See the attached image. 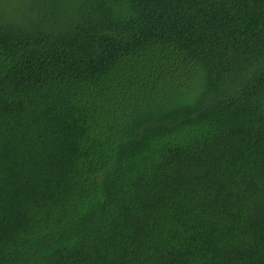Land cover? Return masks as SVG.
Instances as JSON below:
<instances>
[{"label":"trees","instance_id":"trees-1","mask_svg":"<svg viewBox=\"0 0 264 264\" xmlns=\"http://www.w3.org/2000/svg\"><path fill=\"white\" fill-rule=\"evenodd\" d=\"M0 264H264V0L0 13Z\"/></svg>","mask_w":264,"mask_h":264},{"label":"rangeland","instance_id":"rangeland-1","mask_svg":"<svg viewBox=\"0 0 264 264\" xmlns=\"http://www.w3.org/2000/svg\"><path fill=\"white\" fill-rule=\"evenodd\" d=\"M28 3L29 0H0V13L18 10Z\"/></svg>","mask_w":264,"mask_h":264}]
</instances>
